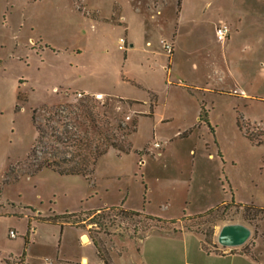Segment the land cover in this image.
<instances>
[{
	"label": "rangeland",
	"instance_id": "1",
	"mask_svg": "<svg viewBox=\"0 0 264 264\" xmlns=\"http://www.w3.org/2000/svg\"><path fill=\"white\" fill-rule=\"evenodd\" d=\"M104 136L129 148L88 177L30 174ZM248 207L264 208V0H0V264H264ZM228 224L241 246L217 243Z\"/></svg>",
	"mask_w": 264,
	"mask_h": 264
},
{
	"label": "trees",
	"instance_id": "2",
	"mask_svg": "<svg viewBox=\"0 0 264 264\" xmlns=\"http://www.w3.org/2000/svg\"><path fill=\"white\" fill-rule=\"evenodd\" d=\"M33 121V119H32ZM199 121H203L205 124L208 125V117L206 114V111L204 110L203 107L200 108V113H199ZM34 123V121H33ZM35 125V123H34ZM35 128L37 130L38 133V137H37V142H40V138H41V134L43 133V131L41 130V128L39 126L35 125ZM110 137L104 136L103 137V142L105 145L103 146H95L94 148H91L90 144L88 142L84 143L83 145L81 144V146L78 148L77 151H73L70 153H67L68 156H60L61 153L59 152H45V155H48L47 157H43L41 159H35V161H33L31 163L32 166V171L30 174H33L37 171H40L42 169H48L51 170L53 172L58 173L61 176H73V175H82L84 177H88L94 168V164L95 161L98 157L102 156L107 148L112 147L113 149H116L118 151H122V152H126L129 148V145H123L121 143H112L110 141ZM59 141V140H58ZM37 148H35V146H33L28 154V158L32 157V156H36L37 153ZM82 151H86V154H83ZM39 152V151H38ZM10 173V170H9ZM15 179V178H13ZM16 180V179H15ZM250 209H253V213H255L254 215H257V212H264V208H256V207H248ZM114 208H109L108 210H113ZM122 209V208H121ZM104 210V209H103ZM212 209L208 210L206 213L211 212ZM102 210H93L89 212V222L91 223H95L93 221L97 220V215L99 213H101ZM123 212L127 215L130 216H134V217H143L144 219L150 220V221H155L158 224H165V223H169V224H173L174 221L170 220V221H164L160 218L157 217H153V216H149L146 215L142 212H137V211H130V210H123L120 211ZM58 217V216H57ZM66 218V215H62L59 216L58 219L56 217H54L55 220H53V222H48L45 221L47 223H54V222H59V223H69V221H65L63 219ZM62 220V221H61ZM159 228H162L159 226ZM210 241V240H209ZM94 247L97 250V255L104 260V258L101 257V253L98 249V246L94 243L93 244ZM201 247L203 249V251L207 252V253H213L210 252L208 250H206L203 247V242L201 241ZM245 254V253H244ZM104 264H108V261L106 262L104 260Z\"/></svg>",
	"mask_w": 264,
	"mask_h": 264
},
{
	"label": "water",
	"instance_id": "3",
	"mask_svg": "<svg viewBox=\"0 0 264 264\" xmlns=\"http://www.w3.org/2000/svg\"><path fill=\"white\" fill-rule=\"evenodd\" d=\"M250 231L241 224H228L220 228L216 241L221 247L233 248L241 246L249 237Z\"/></svg>",
	"mask_w": 264,
	"mask_h": 264
},
{
	"label": "built area",
	"instance_id": "4",
	"mask_svg": "<svg viewBox=\"0 0 264 264\" xmlns=\"http://www.w3.org/2000/svg\"><path fill=\"white\" fill-rule=\"evenodd\" d=\"M229 35V29L227 26L223 25L220 26L218 28H216L215 30V36L216 39L218 41H225L228 38ZM125 45V41L123 39L119 40V48L123 49ZM164 48L167 50L168 53H170V47L169 45L164 44ZM74 98L76 99V101H87V99H93L96 101H100L103 99V95L102 94H88V93H84V92H76ZM156 147H158V144H155ZM9 236L10 238H15L16 234L13 231L9 232ZM47 264H50L47 262ZM100 264H104V263H100Z\"/></svg>",
	"mask_w": 264,
	"mask_h": 264
},
{
	"label": "crops",
	"instance_id": "5",
	"mask_svg": "<svg viewBox=\"0 0 264 264\" xmlns=\"http://www.w3.org/2000/svg\"><path fill=\"white\" fill-rule=\"evenodd\" d=\"M228 37H229V36H228ZM227 39H228V38H227ZM228 40H229V39H228ZM228 40H227V41H228ZM81 239H82V236H80V241H81ZM87 241H88V240H87ZM87 241H86V242H87ZM208 254H214V253H208ZM215 255H219V256H216V257H222V258H223V257H227V256H236V255H238V254L225 253V254H222V255H221V254H215ZM79 262H80V263H82V262H83V263H86V262H88V261H87V259H86L85 257H82V258L80 259Z\"/></svg>",
	"mask_w": 264,
	"mask_h": 264
},
{
	"label": "bare ground",
	"instance_id": "6",
	"mask_svg": "<svg viewBox=\"0 0 264 264\" xmlns=\"http://www.w3.org/2000/svg\"><path fill=\"white\" fill-rule=\"evenodd\" d=\"M82 239H83L84 241H87V240H88L86 236H83Z\"/></svg>",
	"mask_w": 264,
	"mask_h": 264
}]
</instances>
